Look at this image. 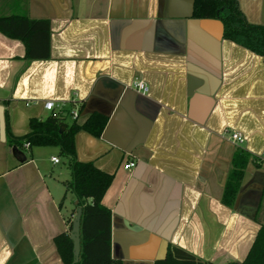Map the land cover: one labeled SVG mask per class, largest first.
Masks as SVG:
<instances>
[{
  "label": "crops",
  "instance_id": "crops-1",
  "mask_svg": "<svg viewBox=\"0 0 264 264\" xmlns=\"http://www.w3.org/2000/svg\"><path fill=\"white\" fill-rule=\"evenodd\" d=\"M238 3L248 21L264 24V0ZM193 4L0 0V17L46 19L50 29L49 58L39 60L0 32V106L10 134L48 116L47 100L63 116L82 103L67 123L108 117L100 137L76 132L74 147L79 161L113 175L101 202L111 211V255L122 264H153L168 242L216 264L241 261L258 229L264 61L223 39L220 20L192 17ZM135 80L148 91L134 89ZM231 132L244 141L236 145ZM238 146L259 165L248 162L229 208L221 197ZM19 150L23 160L0 140V264H63L53 238L76 211L66 161L57 146ZM127 161L134 166L123 168Z\"/></svg>",
  "mask_w": 264,
  "mask_h": 264
},
{
  "label": "trees",
  "instance_id": "trees-1",
  "mask_svg": "<svg viewBox=\"0 0 264 264\" xmlns=\"http://www.w3.org/2000/svg\"><path fill=\"white\" fill-rule=\"evenodd\" d=\"M192 17L215 18L222 22L223 39L230 40L264 61V24L252 23L239 7L238 0H194ZM0 32L10 38L20 40L25 47L27 60L49 58V21L30 19L26 16L0 17ZM82 109V103L78 106ZM66 116L50 112L44 119L31 118L29 132L22 136H13L9 132L6 113V143L23 149L25 143L31 146H57L59 154L64 157L70 172L66 182L74 195L76 207L81 208L80 217V252L78 261L73 262V243L69 237L71 218L66 220L68 230L53 238L56 250L63 264H122V260L111 255V211L102 204V196L110 185L113 175L99 170L92 162H82L76 158L74 134L86 131L100 137L108 117L94 112L81 125L76 120L67 123ZM250 160L259 165L258 158L248 150L238 146L233 153L223 187L221 203L233 207L244 170ZM75 213V209H74ZM258 229L254 240L241 261L230 259L224 264H264V189L254 217ZM153 264H216L201 260L183 248L168 242L165 257Z\"/></svg>",
  "mask_w": 264,
  "mask_h": 264
},
{
  "label": "water",
  "instance_id": "water-1",
  "mask_svg": "<svg viewBox=\"0 0 264 264\" xmlns=\"http://www.w3.org/2000/svg\"><path fill=\"white\" fill-rule=\"evenodd\" d=\"M5 139H6V132H5L4 112H3V106H0V140L5 141ZM11 149L14 153L20 156L21 160L24 159V155L15 145H13ZM80 217H81V208L76 207V211L74 214V218L71 222V229L69 233V237L73 243V262L78 261V256L80 252V236H79Z\"/></svg>",
  "mask_w": 264,
  "mask_h": 264
},
{
  "label": "built area",
  "instance_id": "built-area-1",
  "mask_svg": "<svg viewBox=\"0 0 264 264\" xmlns=\"http://www.w3.org/2000/svg\"><path fill=\"white\" fill-rule=\"evenodd\" d=\"M133 88L136 89L138 92L146 93L148 91V86L145 82L141 80H135L133 82ZM61 106H56V104L52 100H47L44 102V108L49 110L50 112L53 113H58L59 109ZM70 114L72 118H76L78 114V109L77 108H72L70 110ZM229 139L234 142L236 145L241 144L244 141V138L238 133V132H231L229 134ZM24 146H28L27 143H25ZM60 160L58 157L54 156L52 157V162L58 163ZM134 166L133 161H127L126 163L123 164V168L125 169H130Z\"/></svg>",
  "mask_w": 264,
  "mask_h": 264
},
{
  "label": "rangeland",
  "instance_id": "rangeland-1",
  "mask_svg": "<svg viewBox=\"0 0 264 264\" xmlns=\"http://www.w3.org/2000/svg\"><path fill=\"white\" fill-rule=\"evenodd\" d=\"M74 214H75V213H74V211H73V212H72V215H71V217H70L71 220H73V218H74Z\"/></svg>",
  "mask_w": 264,
  "mask_h": 264
}]
</instances>
